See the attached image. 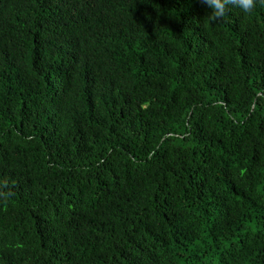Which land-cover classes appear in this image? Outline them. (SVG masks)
<instances>
[{
    "label": "trees",
    "instance_id": "1",
    "mask_svg": "<svg viewBox=\"0 0 264 264\" xmlns=\"http://www.w3.org/2000/svg\"><path fill=\"white\" fill-rule=\"evenodd\" d=\"M0 264H264V6L0 0Z\"/></svg>",
    "mask_w": 264,
    "mask_h": 264
},
{
    "label": "clouds",
    "instance_id": "2",
    "mask_svg": "<svg viewBox=\"0 0 264 264\" xmlns=\"http://www.w3.org/2000/svg\"><path fill=\"white\" fill-rule=\"evenodd\" d=\"M214 18L224 17L229 5L239 8L243 13H250L256 4L264 6V0H200Z\"/></svg>",
    "mask_w": 264,
    "mask_h": 264
}]
</instances>
